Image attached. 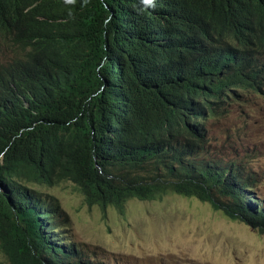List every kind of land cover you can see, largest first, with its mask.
Here are the masks:
<instances>
[{
    "label": "trees",
    "instance_id": "trees-1",
    "mask_svg": "<svg viewBox=\"0 0 264 264\" xmlns=\"http://www.w3.org/2000/svg\"><path fill=\"white\" fill-rule=\"evenodd\" d=\"M247 92L264 95V0H0V252L80 264L29 187L64 181L103 211L171 191L264 234L256 178L208 132Z\"/></svg>",
    "mask_w": 264,
    "mask_h": 264
},
{
    "label": "rangeland",
    "instance_id": "rangeland-1",
    "mask_svg": "<svg viewBox=\"0 0 264 264\" xmlns=\"http://www.w3.org/2000/svg\"><path fill=\"white\" fill-rule=\"evenodd\" d=\"M208 132L211 156L242 161L257 180L250 193L264 203V95L243 94ZM29 187L67 214L60 237L80 264H264V234L197 198L169 191L103 211L69 181ZM0 264H10L1 252Z\"/></svg>",
    "mask_w": 264,
    "mask_h": 264
},
{
    "label": "clouds",
    "instance_id": "clouds-1",
    "mask_svg": "<svg viewBox=\"0 0 264 264\" xmlns=\"http://www.w3.org/2000/svg\"><path fill=\"white\" fill-rule=\"evenodd\" d=\"M4 53H10V51H5ZM6 57H8V56H6ZM70 182V181H69ZM74 184V183H73ZM79 189V188H78ZM93 206H95V205H93ZM98 206V205H97ZM100 207V206H99ZM111 207V206H110ZM113 207V206H112ZM102 209V208H101ZM63 210V209H62ZM65 212V211H64ZM44 213H46V215L44 216V215H42V217H44V220H46L45 218H49L50 217V213H48V212H44Z\"/></svg>",
    "mask_w": 264,
    "mask_h": 264
}]
</instances>
